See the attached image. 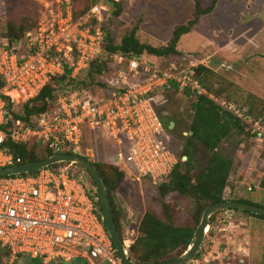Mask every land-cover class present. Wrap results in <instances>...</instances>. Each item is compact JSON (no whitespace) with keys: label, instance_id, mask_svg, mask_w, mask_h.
Here are the masks:
<instances>
[{"label":"built area","instance_id":"1","mask_svg":"<svg viewBox=\"0 0 264 264\" xmlns=\"http://www.w3.org/2000/svg\"><path fill=\"white\" fill-rule=\"evenodd\" d=\"M72 2L51 0L45 19L24 41L12 43L6 37L0 41V168L20 164V158L5 147L7 138L14 143H40L53 155L89 157L93 154L83 145L87 127L109 136L117 146L119 161L138 179L147 177L158 185L171 174L178 157L149 94L173 88L179 93L206 95L245 124L252 148L261 150L256 161L264 164L260 158L264 119L254 117L246 105L221 100L209 92L196 77L195 69L202 63L187 59L185 65L170 62L160 67L142 55L108 53L102 28L108 6L95 3L75 19ZM104 55L115 66L119 82L107 97L94 99L86 90L68 87L60 92L56 109L40 114L34 126L14 119L7 110V101L18 109L53 77L68 69V76L76 78ZM127 76L135 81L127 83ZM249 170L251 178L248 174L244 184L252 191L259 187V181L254 168ZM246 175L247 171L244 178ZM96 200L89 192L85 173L72 175L65 166L0 176V246L10 250L3 264H16L19 254L39 258L41 264H124L102 215L99 217ZM136 236L137 228L126 225L122 229L120 240L127 257Z\"/></svg>","mask_w":264,"mask_h":264},{"label":"rangeland","instance_id":"2","mask_svg":"<svg viewBox=\"0 0 264 264\" xmlns=\"http://www.w3.org/2000/svg\"><path fill=\"white\" fill-rule=\"evenodd\" d=\"M118 1L122 2V13L112 18V9L107 0L95 2L108 6L109 19L104 26L110 31L114 43H119L136 26V36L140 42L156 47L167 45L174 28L185 24L194 11V0ZM200 1L204 7L211 2ZM88 3L90 0H80L78 7ZM50 6L51 0H3L0 7V41L6 37L5 23L8 19L18 24L25 23L27 27L34 23L38 26L45 19ZM177 49L181 54L168 58L147 53H143L142 57L160 67L170 62L185 65L187 59L205 64L213 71L212 75L205 78L204 82L208 86L214 91L221 90L222 96H229L239 103H244L247 95L255 96L256 101L251 105L257 112L264 114V0H218L213 12L202 16L189 33L181 36ZM115 72V66L110 63L109 73L96 77V81L106 80L107 86L102 89L95 87V91H89L94 99L103 98V95H108L118 85ZM79 78L88 82L87 72L80 73ZM132 81H135L134 78L127 76L126 82ZM55 84L58 92L69 87L61 83ZM166 99L165 101L164 96L159 94L155 97V104L164 122L174 123V132L170 136L172 146L178 152L183 143L181 133L186 132V126L193 115L191 102L194 98L185 92H169ZM162 104H166L163 109ZM83 145L93 154L87 156L90 161L118 163L126 171L123 183L114 193V199L124 214L123 228L126 225L137 228L147 209L161 213L156 182L147 177L138 179L132 169L124 167L117 157V146L107 134L103 131L87 134ZM231 146L225 143V147ZM252 146L250 140H243L234 151L229 185L234 198H246L264 207V187L260 185L248 191L244 184L251 178V167L254 168V177L258 181L264 177V164L256 161V155L261 150L255 151ZM41 149L38 148L37 152L40 153ZM260 155L263 159L264 150ZM63 166L71 168L70 165ZM165 201L175 208V222L178 225L192 223L194 206L189 199L171 193ZM209 228L210 226L205 232L197 256L184 264H264V220L242 212L224 210L215 214L212 219L210 234Z\"/></svg>","mask_w":264,"mask_h":264},{"label":"trees","instance_id":"3","mask_svg":"<svg viewBox=\"0 0 264 264\" xmlns=\"http://www.w3.org/2000/svg\"><path fill=\"white\" fill-rule=\"evenodd\" d=\"M96 1L90 0V3L79 8L78 4L80 0H73L74 18L77 19L82 16ZM217 1L211 0L209 5L204 7L200 0H194L192 17L185 24L176 26L167 45L159 47L140 42L136 36V26L126 33L119 43H114L110 37V31L104 26L108 22L109 18H107V22L102 26L105 33V48L108 53L118 52L127 56L147 53L157 57L168 58L171 55H180L181 53L177 49V44L181 36L189 33L202 16L213 12ZM107 2L112 9L111 18L112 16H120L122 13V2L116 0H107ZM2 4L3 0H1L0 7ZM37 27L36 23L31 27H27L25 23L18 24L8 19L5 23L6 38L12 43L22 42ZM110 63L111 59L108 55L94 60L86 71L88 82L80 79L79 75L76 78L69 77L67 69L64 74L53 77L41 89L37 96L22 103L18 109H14L10 101H7L6 108L14 119H21L26 125L34 126L35 120L40 114L56 109V101L60 92H58V86L56 87L55 83L65 84L73 89L86 90L88 92L95 91V87H101L102 89L107 86V83L105 80L96 81V77L107 75L110 71ZM195 71L196 77L209 92L214 93L218 98L227 102H233L242 106L248 104L249 111L254 117L264 119V114L262 115L260 114L261 112H257L253 105H251L256 101L257 97L247 95L244 103H239L229 96H222L221 90L214 91L212 87L204 82L207 76L213 74L210 67L200 64ZM2 84L3 81L0 78V86ZM169 92L179 93L173 88L164 91H153L149 94L155 107V97L160 94L164 96V100L166 101V95ZM185 94L191 96L192 99L194 98L191 102L193 115L186 126V132L181 133L183 143L180 151L177 152L173 148V141H171V148L177 154L178 162L167 179L157 186L161 213L158 214L155 211L147 209L143 213L137 226V236L130 246L129 258L138 263L166 262L187 251L188 247L193 244L196 227L201 220L203 211L208 205L227 200L255 204L246 198H234L231 193V186L229 185L233 168L234 151L243 140H250V133L247 126L214 101L210 100L206 95L194 96L189 91H186ZM103 97H107V95H103ZM165 106L166 104H162L161 108L163 109ZM157 111L167 132L169 134L173 133L174 130L169 128L170 121L167 123L164 122L160 111L158 109ZM92 132L94 131H90L85 127L83 133L84 142L86 135ZM225 143H229L232 146L227 148L225 147ZM5 147L8 148L9 153H12L15 158H20V164L44 159L53 155L50 150L42 147L40 143L29 145L25 142L14 143L7 138ZM38 148H42L40 153L37 152ZM184 156H186V160H183ZM86 158L89 159L88 157ZM92 162L104 179L114 223L119 235L122 236V219L124 214L114 199V193L123 183L126 177V171L113 163H103L95 160ZM63 165L71 166L70 172L72 175H78L82 172L85 173L89 192L93 197L97 198L95 185L91 176L80 165L71 162H59L49 165L48 168L58 170ZM36 172L37 170H34L24 174H35ZM260 185L264 187V177L259 181ZM171 193H177L193 203L191 224L178 225L175 222L176 210L169 202L165 201V198ZM95 203L99 217H101L102 214L98 200ZM222 211L224 210L217 211L209 217V234L212 233V219L215 214ZM233 211L242 212L264 220V216L248 211L238 209H233ZM9 256L10 250L8 247L0 246V264L5 263ZM16 264H41V261L39 258H31L25 254H19ZM60 264H78V262H60Z\"/></svg>","mask_w":264,"mask_h":264},{"label":"water","instance_id":"4","mask_svg":"<svg viewBox=\"0 0 264 264\" xmlns=\"http://www.w3.org/2000/svg\"><path fill=\"white\" fill-rule=\"evenodd\" d=\"M170 128H172V125L170 126ZM183 160H186V156L183 157ZM59 162H71L80 165L91 176L95 185L98 202L101 209V214L107 232L110 235L111 240L114 246L116 247L118 253L120 254V257L122 258L124 264H183L187 262L198 253V249L203 242L205 232L210 226L209 217L217 211L238 209L241 211H248L257 215L264 216V207L252 203L241 202L236 200H227V201H221L210 204L205 208V210L202 213L201 220L197 225L194 233L193 244L188 247L187 251H185L182 255L166 262L138 263L131 260L123 252L120 236L114 223L109 196L105 186L104 179L99 173L97 167L93 164V162L87 159L86 157L82 155H76L70 153L54 154L50 157L36 161L11 165L7 167H1L0 176H6L17 173H28L30 171L38 170L47 167L51 164L59 163Z\"/></svg>","mask_w":264,"mask_h":264},{"label":"flooded vegetation","instance_id":"5","mask_svg":"<svg viewBox=\"0 0 264 264\" xmlns=\"http://www.w3.org/2000/svg\"><path fill=\"white\" fill-rule=\"evenodd\" d=\"M172 123H173V122H172V121H170V126H171V125L173 126V124H174V123H173V124H172ZM170 126H169V128H170ZM170 129H172V128H170Z\"/></svg>","mask_w":264,"mask_h":264}]
</instances>
